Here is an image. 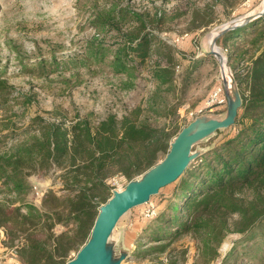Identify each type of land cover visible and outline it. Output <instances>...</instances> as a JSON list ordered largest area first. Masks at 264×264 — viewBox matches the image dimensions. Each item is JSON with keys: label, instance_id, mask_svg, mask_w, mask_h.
<instances>
[{"label": "trees", "instance_id": "trees-1", "mask_svg": "<svg viewBox=\"0 0 264 264\" xmlns=\"http://www.w3.org/2000/svg\"><path fill=\"white\" fill-rule=\"evenodd\" d=\"M122 1L107 0L102 9L92 8L91 24L98 34L119 33L126 27L110 68L115 74L131 77L135 68L129 61L143 63L153 54L158 59L148 69L153 81L158 88L172 90L178 66L172 65L170 57L169 66L159 63L162 50L145 31V15L122 6ZM206 23L193 22L191 29ZM217 45L234 72L247 64L244 74L235 73L242 98L237 120L230 128L216 132L234 133L219 143L209 138L202 154L171 184L166 207L141 232L139 250L147 249L138 253V259L146 264H187L189 246H175L184 240L194 243L193 264H214L230 234L240 239L221 264H264V231L254 241L264 227V16L227 32ZM209 60L216 63L212 56ZM11 94L12 87L0 77V108L7 107L6 98ZM16 102L27 106L30 100ZM144 103L121 119L108 115L97 123L78 118L66 126L63 121L50 123L38 116L21 139L0 148V183L4 188L0 229H6L9 246L22 264H67L74 238L85 241L79 251L90 238L100 207L110 199L106 181L115 175L132 181L153 168L160 154L167 155L178 129L170 133L152 126L148 118L173 119L181 104L168 105L154 97ZM53 169L61 170L63 194L46 191L40 207L27 201L33 191L28 178L47 175ZM96 198L101 200L97 212L92 204ZM82 211L89 216L86 225L75 217ZM72 223L78 230L75 237L67 231L59 235L53 231L57 225ZM9 224L12 227L7 229ZM22 238L25 243L15 245ZM252 246L259 248L250 254Z\"/></svg>", "mask_w": 264, "mask_h": 264}, {"label": "rangeland", "instance_id": "rangeland-1", "mask_svg": "<svg viewBox=\"0 0 264 264\" xmlns=\"http://www.w3.org/2000/svg\"><path fill=\"white\" fill-rule=\"evenodd\" d=\"M106 1L0 0V77L12 87V94L6 98L7 107L0 108V148L21 139L35 117L39 116L50 123L63 121L66 126L78 118L88 119L91 123H97L108 115L121 119L127 111L145 104L152 97L164 99L168 105L181 104L173 119L155 118L153 115L148 118L152 126L165 128L170 133L178 129L177 135L199 117L219 120L226 117L227 100L223 105L207 106L211 94L222 87L219 63L216 58V63L209 60L212 56L208 54L210 42L226 24L262 11L264 0H123L122 6L145 15V31L154 38L153 45L159 44L162 50L159 63L164 67L169 66L170 57L173 59L172 65L175 68L178 66L172 90L158 88L153 81L148 71L158 61L153 54L143 63L134 59L129 61V65L135 68L131 77L124 73L115 74L110 68V61L124 40L126 27L119 33L96 32L91 24L92 8L102 9ZM202 21L207 22V26L191 29L193 22L197 24ZM246 65L237 67L235 72L230 68L232 75L244 74ZM223 95L225 97L224 90ZM25 98L30 100L29 105L17 104L16 99L22 101ZM3 125L9 129L6 130ZM233 133L234 130L218 135L215 133L209 138L213 137L214 143H219ZM209 138L197 144L193 152L207 146ZM164 158V153L160 154L157 164ZM142 178L143 175L137 176L132 181ZM28 181L32 188L37 187L39 191L54 190L63 194L59 169H53L47 175L33 174ZM129 182L120 175L110 177L106 181L109 188L107 196L111 198L114 191L120 188L124 190ZM172 189L170 185L151 197L156 216L166 207ZM3 192L0 183V200L3 199ZM34 199L32 191L27 201L33 202ZM92 204L97 212L101 200L96 198ZM18 205L11 206L6 215ZM143 210L144 205L125 214L113 233L114 239L124 231L136 238L131 255L138 249L141 232L156 217L145 218ZM75 217L82 225H86L89 219L84 211L77 212ZM74 223L67 227L57 225L53 231L57 235L64 231L78 235ZM263 231L264 227L257 232L254 241L260 239ZM239 239L237 234H230L226 238L219 251V261ZM142 241L144 243L145 239ZM84 242H80L79 237L74 238L66 261L76 257ZM188 242L180 241L175 246L185 247ZM24 243L23 238L17 239L15 245ZM9 244L6 229L1 228L0 264H12L20 259ZM241 248L240 245V251ZM258 248L252 246L248 252L253 254ZM145 263L146 260H138V264Z\"/></svg>", "mask_w": 264, "mask_h": 264}, {"label": "water", "instance_id": "water-1", "mask_svg": "<svg viewBox=\"0 0 264 264\" xmlns=\"http://www.w3.org/2000/svg\"><path fill=\"white\" fill-rule=\"evenodd\" d=\"M262 16L264 9L241 20L232 21L223 26L210 42L208 54L216 58L220 66L222 87L228 107L226 117L221 120L205 119L203 116L197 118L173 139L165 158L144 173L141 180L130 181L124 190L114 191L108 202L100 207L89 240L67 264H122L130 258L129 251L118 253L113 240V233L119 220L132 209L148 203L161 189L176 182L202 154L203 149L193 152L197 144L217 131L235 124L242 106V98L228 59L220 52L217 41L227 32Z\"/></svg>", "mask_w": 264, "mask_h": 264}, {"label": "built area", "instance_id": "built-area-1", "mask_svg": "<svg viewBox=\"0 0 264 264\" xmlns=\"http://www.w3.org/2000/svg\"><path fill=\"white\" fill-rule=\"evenodd\" d=\"M226 102V98L223 95V88H219L215 90L211 96L209 97V101L207 103V106H216V105H223ZM116 190V189H115ZM122 190L121 188L117 191ZM114 191V190H113ZM33 192L35 195V199L33 200V203L37 206L41 204L42 198L45 194V191H39L37 187H33ZM143 216L145 218L151 219L156 216V209L155 206L151 201L144 204V210H143ZM217 264H221V261L217 260ZM12 264H22L20 260H14Z\"/></svg>", "mask_w": 264, "mask_h": 264}, {"label": "crops", "instance_id": "crops-1", "mask_svg": "<svg viewBox=\"0 0 264 264\" xmlns=\"http://www.w3.org/2000/svg\"><path fill=\"white\" fill-rule=\"evenodd\" d=\"M115 244H116V249L118 251V253L121 252H131V248L133 246V243L136 242V238H133V236H130V233L128 231H124V233L119 234V236H117L115 239L113 238ZM137 244L139 245V242H137ZM186 246H189V256H188V262L187 264H193L194 262V258H195V246L194 243L189 241L187 243ZM142 251V250H141ZM139 250V246L138 249L132 253H130V257L128 258L125 262L126 264H138V253L141 252ZM135 260V261H134ZM147 263V261H146ZM145 263V264H146Z\"/></svg>", "mask_w": 264, "mask_h": 264}]
</instances>
